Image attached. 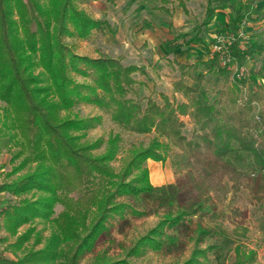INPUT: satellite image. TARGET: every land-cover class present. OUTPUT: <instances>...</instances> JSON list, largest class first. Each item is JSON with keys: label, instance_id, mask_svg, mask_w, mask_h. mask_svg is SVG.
I'll return each mask as SVG.
<instances>
[{"label": "trees", "instance_id": "trees-1", "mask_svg": "<svg viewBox=\"0 0 264 264\" xmlns=\"http://www.w3.org/2000/svg\"><path fill=\"white\" fill-rule=\"evenodd\" d=\"M79 1L0 0V150L13 149L7 178L19 175L3 182L0 191L20 199L17 207L2 214L6 230L16 236L7 249L22 251L17 261L2 259L0 264H80L108 232L109 220L123 216L129 207L121 198L141 199L160 191L150 182L146 162L164 163L171 153L174 172H187L195 197L187 206L164 214L128 251V258L163 251L168 231L186 228L197 215L198 204L212 203L226 183L235 193L248 188L257 201L264 198V87L256 81L263 77L264 68L246 79L230 81L211 100L207 75L223 77L226 70L202 37L216 9L226 7L235 10L231 33H236L249 5L222 0L215 7L213 0H205V17L185 45H204L210 59L193 65L175 62L172 66L180 78L173 82L174 94L159 93L158 100L142 92L146 85L136 75H147L143 68L125 64L122 57L79 55L66 42L89 41L99 26L107 24L89 16ZM240 42L231 52L242 62L258 46L254 43L242 50ZM74 76L92 83L77 82ZM188 79L195 85H189ZM80 105L105 112L118 129L101 155L95 151L104 144L102 139L85 141L101 117L64 115ZM184 118H189V134ZM124 135L152 138L147 146L132 151L118 173L113 162L122 151ZM168 188L174 193V185ZM31 194H36L34 199L24 198ZM57 206L62 210L56 215ZM36 220L52 224L47 239L31 227L19 234L20 228ZM248 233L246 227L232 231L238 240ZM212 235V230L198 224L194 248L183 264H226L223 247L208 243ZM32 238L33 248L25 250ZM256 257V249L238 242L230 264H253ZM100 264L131 263L118 259Z\"/></svg>", "mask_w": 264, "mask_h": 264}, {"label": "rangeland", "instance_id": "rangeland-1", "mask_svg": "<svg viewBox=\"0 0 264 264\" xmlns=\"http://www.w3.org/2000/svg\"><path fill=\"white\" fill-rule=\"evenodd\" d=\"M139 1L141 2H135L137 10L142 2L144 3L146 0ZM148 1L151 6L159 5V0ZM215 1L218 2V0ZM246 2H248L249 5V12L246 14V18L239 28L243 30L247 37L244 41L245 48L249 49L256 43L258 49L253 56L244 57L242 62L235 59L239 65L246 67L249 74H251V72L264 68V0H246ZM204 3V0H193L189 4L193 12L190 22H188L190 26H188L190 28L189 33L192 31L195 21H202L205 13L203 7ZM85 4H88V0L79 1L80 8ZM102 4L105 5L104 3ZM135 5L133 7H136ZM235 18L236 14L231 11V13H228L227 27L213 32L215 36L212 39L206 35L205 39H208L207 41L209 42H207V44L209 47L212 46L217 36L231 33V30L235 28ZM205 32L204 30L203 35ZM207 34H210V32ZM183 35L184 32H181L180 36H182V38L184 37L185 40L186 35ZM179 39H181V37ZM66 42L73 47L77 54L91 55L96 52L99 55L105 54V50H103L96 41L92 42V39L89 41L66 39ZM172 71L171 67L164 63L159 64L158 70H152L155 76H151L150 79H147L149 77L146 75L138 73L136 75L137 79L146 85V87L142 88V92L145 95L152 94L156 99L160 100V90H166V83L171 82L169 79H177L180 77L178 71H174V73ZM149 73L151 72L149 71ZM198 73L199 71H196L195 75H198ZM156 76L164 77V79L159 80L161 82L160 84L156 82ZM207 77L209 80L208 89L211 100L217 97L224 85L234 80L232 73L227 70L226 75L223 77L212 78L210 74H208ZM74 78L80 83H92L90 79L79 76H74ZM256 81L264 87V73L263 77L256 79ZM187 83L192 86L195 85V82L191 79H188ZM179 101H184V98ZM64 115L80 118L101 117V123L91 129L85 138V141L88 143H94L101 139L104 141V144L95 151L96 155H101L105 152L106 142L110 135L113 132H118V129L108 115L91 105H80L64 113ZM184 119L188 123L186 133L189 134L191 129L189 118ZM151 138V136L124 135L122 151L113 162L115 170L118 173L122 172L131 157L132 151L138 150L141 146H147ZM12 151L13 149L9 147H3L0 150V185L3 182L13 181L19 176L7 178V175L11 172L13 167L10 162ZM172 155L173 153L169 154L160 171H156L153 168L149 170L150 181L157 183L158 178L161 179V185L159 187L157 186L160 191L158 190L150 195H146L141 199L129 197L121 198L120 201L126 203L129 207L126 209L123 216L116 215L109 220L108 232L101 236L94 251L87 254L80 261V264H100L118 259H127L131 264H183L190 257L194 248V231L198 224L213 231V235L208 240V243L218 244L223 247L226 264H230L232 261L234 257V248L238 242L244 243L249 249L257 250V257L253 264H264V198L262 201H257L255 194L248 188H243L240 192L235 193L229 183H226V189L224 191L213 196L212 203L206 204L202 202L198 204L199 211L195 217L188 221L186 228L168 231V245L163 251H147L142 256L128 258V251L141 237L146 235L150 229L159 223L164 214L170 211H176L180 207L187 206L190 199H194L195 197V193L192 189V182L187 176V172L183 171L179 174L174 172L172 167ZM249 181L250 183L252 182L251 180ZM170 185H174V193L170 192L168 188ZM35 196L36 194H31L24 198L32 200ZM2 203L4 204V202ZM5 203V206L0 208V214L6 209L11 210L13 207H17L20 203V199L10 195L8 198H5ZM61 210L62 207L57 206L55 214L57 215ZM132 210L144 213V216L135 215L132 213ZM30 227L35 229L34 234L42 233L44 239H47L51 235L53 229L52 224L36 220L32 224L20 228L19 232L24 233ZM237 227H246L249 229L246 238L238 240L233 236L232 231ZM34 239L35 238H32V240L26 244L25 250L33 248ZM15 240V236L11 235L10 238L5 239V242H14ZM200 246L204 248L205 244H201ZM41 247L42 246H37V249Z\"/></svg>", "mask_w": 264, "mask_h": 264}, {"label": "crops", "instance_id": "crops-1", "mask_svg": "<svg viewBox=\"0 0 264 264\" xmlns=\"http://www.w3.org/2000/svg\"><path fill=\"white\" fill-rule=\"evenodd\" d=\"M165 1L159 0L158 6H151L149 1L146 0L144 3L142 2L137 10L135 2L140 3L141 1L139 0H88V4L83 5L84 9L83 7L81 9L93 19L107 22V24L99 26L92 36V42L96 41L105 50V54L99 55L96 52L91 55H79L90 58H99L101 56L122 57L125 64L143 68L147 73L146 76L149 77H146L147 79L155 76L152 70H158L159 64L166 63L174 73V71H178L172 66L175 62L189 65L198 62H208L210 55L205 50L204 45H185L186 40L190 38L188 22H190L193 12L189 4L193 0ZM220 1L222 0H218V2L213 0L212 3L217 7ZM180 2H183L184 6L180 5ZM240 2L248 4L246 0H240ZM134 5L136 7H133ZM205 6L206 3L203 5L205 10L204 17L206 14ZM231 11L235 13L232 7L216 9L215 14L204 28L210 34L206 32L204 35L202 34L206 43L209 42L207 41L208 39H205L206 35L212 39L215 36L213 32L227 27L228 13H231ZM198 22H201V20L195 21L194 27ZM181 32H184L183 36L186 35L185 40L184 37L180 36ZM180 37L181 39H179ZM156 78L158 84L161 83L160 79H164V77L159 76H156ZM179 78L169 79L171 82L166 83V90H160V92L171 97L174 94L173 82ZM175 96L179 100L183 99L181 94H175ZM146 164L148 170L153 168L156 171H160L163 167V162H156L150 159ZM160 181L161 179L158 178L157 183L150 182L154 187L158 188L161 185ZM10 195L9 192L0 191V208L5 206V198ZM10 236L5 228L4 216L0 214V261L2 259L17 261L18 257L22 255V251L14 252L12 249H7L8 245L16 241L6 243L5 239L10 238Z\"/></svg>", "mask_w": 264, "mask_h": 264}, {"label": "built area", "instance_id": "built-area-1", "mask_svg": "<svg viewBox=\"0 0 264 264\" xmlns=\"http://www.w3.org/2000/svg\"><path fill=\"white\" fill-rule=\"evenodd\" d=\"M240 39L242 50L245 49L244 41L247 39L246 34L242 29H238L236 33L221 34L216 37L211 46L212 55L218 56V62L221 67L230 71L234 80L246 79L249 76V71L243 65H239L235 57L232 55L231 48L234 43Z\"/></svg>", "mask_w": 264, "mask_h": 264}, {"label": "bare ground", "instance_id": "bare-ground-1", "mask_svg": "<svg viewBox=\"0 0 264 264\" xmlns=\"http://www.w3.org/2000/svg\"><path fill=\"white\" fill-rule=\"evenodd\" d=\"M158 176V175H157ZM155 177V176H154Z\"/></svg>", "mask_w": 264, "mask_h": 264}]
</instances>
